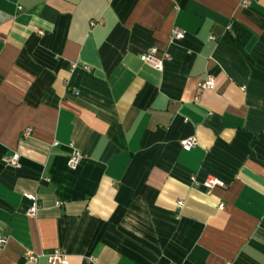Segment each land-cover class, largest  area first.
<instances>
[{
	"label": "crops",
	"instance_id": "obj_1",
	"mask_svg": "<svg viewBox=\"0 0 264 264\" xmlns=\"http://www.w3.org/2000/svg\"><path fill=\"white\" fill-rule=\"evenodd\" d=\"M242 1L0 0V264H264V0Z\"/></svg>",
	"mask_w": 264,
	"mask_h": 264
},
{
	"label": "built area",
	"instance_id": "obj_2",
	"mask_svg": "<svg viewBox=\"0 0 264 264\" xmlns=\"http://www.w3.org/2000/svg\"><path fill=\"white\" fill-rule=\"evenodd\" d=\"M247 3H248L247 0L242 1L243 5H247ZM183 35H184V32L182 30H180L179 28H174L171 32L170 39L179 40L183 37ZM157 53H158L157 48L155 46H151L139 56V59L142 62L154 68L155 70L160 71L162 70L163 61L169 57V54L167 52H162V54L158 56ZM76 67H77V64L75 62L70 64V70H74ZM83 68L85 70H88V67H83ZM198 87H199V90L214 88L213 77L210 75H207L204 80L199 82ZM30 133H31V128H25L22 131V136L24 138H27L30 136ZM179 143L183 150H190L196 145V138L195 136H188L180 140ZM82 158H83V155L80 151L74 148H71L67 156V160H66L67 167L70 170H75L79 166ZM4 161H5V164L7 165L18 167L19 166V155L14 154L11 157L6 158ZM191 180L195 181L193 177H191ZM200 185L204 188L205 192L209 194L212 191V189H214L215 187H224L225 184L223 181L219 180L218 178L214 176H207L202 180ZM22 195L32 202L26 214L28 216H35L37 209L39 207L36 196L29 194V193H23ZM58 204H60V202H57V205ZM181 205H182V201L178 200L177 206L180 207ZM5 242H6L5 238L0 234V247H2L5 244ZM41 256L45 257L48 264H67L68 263L67 255L60 249H55L45 254H35L31 251L24 252V259L28 262H37V260Z\"/></svg>",
	"mask_w": 264,
	"mask_h": 264
}]
</instances>
